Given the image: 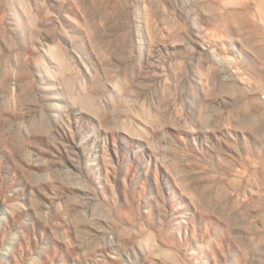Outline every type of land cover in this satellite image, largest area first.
<instances>
[{
  "label": "rangeland",
  "instance_id": "374dc122",
  "mask_svg": "<svg viewBox=\"0 0 264 264\" xmlns=\"http://www.w3.org/2000/svg\"><path fill=\"white\" fill-rule=\"evenodd\" d=\"M0 264H264V0H0Z\"/></svg>",
  "mask_w": 264,
  "mask_h": 264
}]
</instances>
